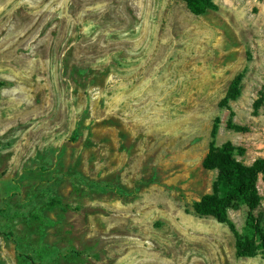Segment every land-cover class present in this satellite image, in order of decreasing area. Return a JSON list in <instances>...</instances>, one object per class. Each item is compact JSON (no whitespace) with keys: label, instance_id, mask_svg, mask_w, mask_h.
<instances>
[{"label":"rangeland","instance_id":"obj_1","mask_svg":"<svg viewBox=\"0 0 264 264\" xmlns=\"http://www.w3.org/2000/svg\"><path fill=\"white\" fill-rule=\"evenodd\" d=\"M214 2L0 0V264H264L193 208L216 119L264 158V0Z\"/></svg>","mask_w":264,"mask_h":264},{"label":"trees","instance_id":"obj_2","mask_svg":"<svg viewBox=\"0 0 264 264\" xmlns=\"http://www.w3.org/2000/svg\"><path fill=\"white\" fill-rule=\"evenodd\" d=\"M190 12L202 16L208 11L216 10L214 0H183ZM244 75L239 74L229 86L225 98L220 106L231 111L227 122V129L238 133H248L249 128L241 126L234 121L235 113L231 109V102L236 101L243 89ZM258 105V104H257ZM258 107V106H257ZM220 120L216 119L212 131V143L204 160L206 170L216 171L217 177L213 183L212 191L204 195L193 205L197 215L212 217L219 223L228 225L235 237L236 254L240 258H253L259 253L264 254V227L263 220L255 215L261 204L259 182L264 180V158H258L251 165L238 160L245 150L226 142L222 145L216 143ZM245 206L246 226L240 232L236 225L230 221L228 212L238 206Z\"/></svg>","mask_w":264,"mask_h":264}]
</instances>
